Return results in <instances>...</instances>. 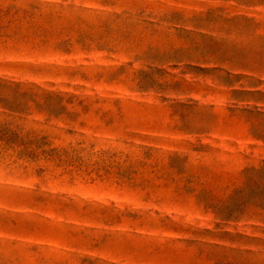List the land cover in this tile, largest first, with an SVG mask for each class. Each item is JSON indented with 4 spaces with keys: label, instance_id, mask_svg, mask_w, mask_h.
Masks as SVG:
<instances>
[{
    "label": "rangeland",
    "instance_id": "obj_1",
    "mask_svg": "<svg viewBox=\"0 0 264 264\" xmlns=\"http://www.w3.org/2000/svg\"><path fill=\"white\" fill-rule=\"evenodd\" d=\"M0 264H264V0H0Z\"/></svg>",
    "mask_w": 264,
    "mask_h": 264
},
{
    "label": "trees",
    "instance_id": "obj_2",
    "mask_svg": "<svg viewBox=\"0 0 264 264\" xmlns=\"http://www.w3.org/2000/svg\"><path fill=\"white\" fill-rule=\"evenodd\" d=\"M230 215H232V213H230ZM230 215H229V216H230Z\"/></svg>",
    "mask_w": 264,
    "mask_h": 264
}]
</instances>
